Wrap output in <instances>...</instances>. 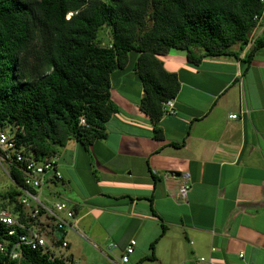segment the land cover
<instances>
[{
	"label": "crops",
	"instance_id": "1",
	"mask_svg": "<svg viewBox=\"0 0 264 264\" xmlns=\"http://www.w3.org/2000/svg\"><path fill=\"white\" fill-rule=\"evenodd\" d=\"M263 34L264 12L249 42L232 47L236 58L159 57L179 82L173 113L157 123L161 140L139 109L133 64L112 74L117 112L105 137L68 142L56 157L61 180L40 189L44 203L74 207L86 240L65 234L73 264H120L130 240L126 264H264V47L245 73L241 63Z\"/></svg>",
	"mask_w": 264,
	"mask_h": 264
},
{
	"label": "trees",
	"instance_id": "2",
	"mask_svg": "<svg viewBox=\"0 0 264 264\" xmlns=\"http://www.w3.org/2000/svg\"><path fill=\"white\" fill-rule=\"evenodd\" d=\"M263 12L264 0H0V127L8 129L13 153L25 162L50 159L57 168L56 157L68 142L86 148L105 137V123L117 112L111 76L135 53L132 69L143 91L139 109L151 121L152 138L161 140L162 103L175 98L179 82L159 57L183 52L193 65L236 58L232 47L249 42L254 17ZM104 28L109 39L102 44L98 34ZM262 47L264 37L253 41L241 60L243 73ZM11 162L6 173L13 188L0 194V210L22 221L24 173ZM46 180H61V174ZM16 241L0 226L7 251ZM20 253L10 260L0 252V264H66L26 246Z\"/></svg>",
	"mask_w": 264,
	"mask_h": 264
},
{
	"label": "built area",
	"instance_id": "3",
	"mask_svg": "<svg viewBox=\"0 0 264 264\" xmlns=\"http://www.w3.org/2000/svg\"><path fill=\"white\" fill-rule=\"evenodd\" d=\"M254 20L258 23L260 17H254ZM162 111L163 114L173 113V100L163 102ZM237 118V115L229 116V119L232 120ZM80 125H85L83 118H80ZM13 152L12 136L8 129L0 127V165L7 168L9 162L12 161L11 164H14L15 167L20 166L24 173V186L26 187L21 190L22 196L19 198V203L25 212L22 221L14 218L7 210H0V226L7 230L8 237H15L17 240L9 251L6 250L7 246L0 243V252H7L10 260H17L21 256L20 246H26L31 250L53 254L66 264H73L66 253L69 242L65 239V234L70 231L86 240V237L76 226V214L65 202L48 205L41 200L40 195V189L45 185L46 178L51 176L60 178L55 160L25 162L21 154ZM187 191L188 185L182 184L178 189V196L184 199ZM56 242L60 243L55 244ZM135 245V240L129 241L119 258L120 264L128 262ZM114 249H116L115 244L108 246L109 251Z\"/></svg>",
	"mask_w": 264,
	"mask_h": 264
},
{
	"label": "rangeland",
	"instance_id": "4",
	"mask_svg": "<svg viewBox=\"0 0 264 264\" xmlns=\"http://www.w3.org/2000/svg\"><path fill=\"white\" fill-rule=\"evenodd\" d=\"M99 39L101 40L102 44H105L108 39H109V32L106 28L100 30L99 34H98ZM264 37V34L263 36ZM136 58V54L135 53H130L129 54V62L130 64H133V62L135 61ZM6 167L3 165H0V194L1 193H5L8 190L12 189V185L7 177V173H6Z\"/></svg>",
	"mask_w": 264,
	"mask_h": 264
}]
</instances>
